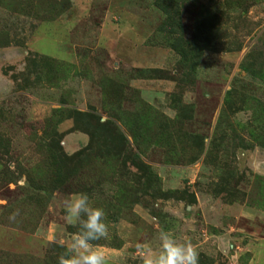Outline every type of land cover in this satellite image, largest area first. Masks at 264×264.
<instances>
[{
	"label": "rangeland",
	"instance_id": "374dc122",
	"mask_svg": "<svg viewBox=\"0 0 264 264\" xmlns=\"http://www.w3.org/2000/svg\"><path fill=\"white\" fill-rule=\"evenodd\" d=\"M80 192L108 264H264V0H0V264H58Z\"/></svg>",
	"mask_w": 264,
	"mask_h": 264
},
{
	"label": "clouds",
	"instance_id": "9594fccd",
	"mask_svg": "<svg viewBox=\"0 0 264 264\" xmlns=\"http://www.w3.org/2000/svg\"><path fill=\"white\" fill-rule=\"evenodd\" d=\"M66 224L77 228L58 264H108L105 252L93 242L109 239L105 212L95 207L85 192L72 194L64 202ZM155 248L145 250L144 264H199V253L188 240L161 230Z\"/></svg>",
	"mask_w": 264,
	"mask_h": 264
},
{
	"label": "crops",
	"instance_id": "0c3cea01",
	"mask_svg": "<svg viewBox=\"0 0 264 264\" xmlns=\"http://www.w3.org/2000/svg\"><path fill=\"white\" fill-rule=\"evenodd\" d=\"M71 127L72 126H71L70 122L69 121H66L64 123H61V125L59 126V129L61 131H65V130L70 129ZM73 139H75V136H74ZM76 139H77V141H80V140L82 141L83 139H84V141L87 140V138H85V136L76 137Z\"/></svg>",
	"mask_w": 264,
	"mask_h": 264
},
{
	"label": "trees",
	"instance_id": "16d2710c",
	"mask_svg": "<svg viewBox=\"0 0 264 264\" xmlns=\"http://www.w3.org/2000/svg\"><path fill=\"white\" fill-rule=\"evenodd\" d=\"M93 117V116H92ZM92 138V137H91ZM93 140V139H92ZM91 148H92V144H91V146L89 147V148H87V150H86V152H88L89 150H91ZM80 154H83L82 152L81 153H78L77 155H75V159H79L81 156H80ZM28 262V261H27ZM27 262H22V263H27ZM39 262L40 263H44L45 264V260H39ZM17 263H20V261L19 262H17Z\"/></svg>",
	"mask_w": 264,
	"mask_h": 264
}]
</instances>
